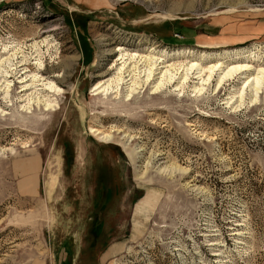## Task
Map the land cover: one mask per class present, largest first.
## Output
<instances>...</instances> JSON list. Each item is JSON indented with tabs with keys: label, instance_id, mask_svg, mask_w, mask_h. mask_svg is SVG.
<instances>
[{
	"label": "rangeland",
	"instance_id": "obj_1",
	"mask_svg": "<svg viewBox=\"0 0 264 264\" xmlns=\"http://www.w3.org/2000/svg\"><path fill=\"white\" fill-rule=\"evenodd\" d=\"M243 1L0 0V60L53 22L44 62L77 56L52 111L20 115L0 97V264H264V82L235 108L243 75L199 95L91 94L118 55H101L100 35L112 50H236L264 65V0Z\"/></svg>",
	"mask_w": 264,
	"mask_h": 264
},
{
	"label": "bare ground",
	"instance_id": "obj_2",
	"mask_svg": "<svg viewBox=\"0 0 264 264\" xmlns=\"http://www.w3.org/2000/svg\"><path fill=\"white\" fill-rule=\"evenodd\" d=\"M134 1H140L150 6L154 3L158 5L163 0ZM194 3L195 0H188L185 6L174 11L188 10L193 8ZM243 4L245 1L240 0L239 4L233 6L232 9ZM57 30L58 24L53 22L37 32V37L28 48H26V42L3 47L2 54L5 56L0 60V97H2L4 109L14 106L20 115L31 114L33 108L40 107V105L44 111L53 110L54 101L60 95L57 87L70 77L72 67L77 60V56H58V61H54L55 63L46 64V60L44 62L46 56L52 58L57 53L58 49L54 40L46 39V37H53ZM40 33L41 36L43 34L47 36L40 39ZM37 39H40V42L36 41ZM114 40L115 37L111 38L109 35H100L96 38L101 55L108 56L114 52L118 55L115 63L112 64L111 74L108 71H100L98 74L101 80L91 89V94L94 97L112 95L115 100L123 98L129 102L134 99L136 94L146 89L155 96L170 88L173 89V92L179 93L185 87H190L193 93L199 95L212 81H215L216 87L219 88L233 76L243 75L239 89L241 94L239 95L238 92L239 96L236 97L234 93L227 101V104L233 106L232 100L235 99L234 103H236L237 99L239 100L247 90L250 94L253 93L250 95V102H255L260 86L264 82V65L253 68L250 64L260 59L254 52L246 53L235 50L233 52L225 51L222 54L192 55L185 50L170 53L158 49L159 47L155 44H151L146 50L141 51H130L120 46L112 50L110 45ZM53 50L56 51L54 54ZM241 59L244 61L241 62ZM109 74L110 77L104 80L103 78ZM14 78L18 79L16 84L19 88L13 96L14 84L11 82ZM240 104L241 102L237 107ZM4 109L0 106L1 116L7 115ZM111 130L105 131L91 127L90 133L99 136L104 141H109L112 138Z\"/></svg>",
	"mask_w": 264,
	"mask_h": 264
}]
</instances>
